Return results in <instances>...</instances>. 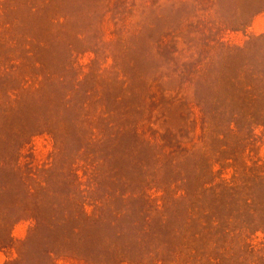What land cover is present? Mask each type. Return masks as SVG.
I'll use <instances>...</instances> for the list:
<instances>
[{
	"label": "rangeland",
	"instance_id": "obj_1",
	"mask_svg": "<svg viewBox=\"0 0 264 264\" xmlns=\"http://www.w3.org/2000/svg\"><path fill=\"white\" fill-rule=\"evenodd\" d=\"M0 264H264V0H0Z\"/></svg>",
	"mask_w": 264,
	"mask_h": 264
}]
</instances>
